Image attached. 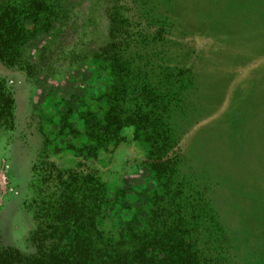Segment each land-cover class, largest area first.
<instances>
[{"label":"rangeland","instance_id":"374dc122","mask_svg":"<svg viewBox=\"0 0 264 264\" xmlns=\"http://www.w3.org/2000/svg\"><path fill=\"white\" fill-rule=\"evenodd\" d=\"M139 2L150 14L144 22L153 27V58H145L141 76L162 82L163 93H173L181 70L191 79L174 110V125L192 148L183 172L207 189L239 254L264 264V0H49L51 12L39 17L37 38L22 48L25 58L40 63L26 73L0 61V85L10 87L14 98L10 115L0 93L1 234L34 251L37 202L26 196L38 187L32 167L74 100L68 97L85 87L87 94L100 93L115 81L111 71L106 74L102 49L117 24L133 25L127 12L130 7L136 17ZM161 27L169 36L155 37ZM144 153L142 143L125 142L103 160L111 190L130 203L125 218L148 201L154 185ZM63 159L73 161L68 154Z\"/></svg>","mask_w":264,"mask_h":264},{"label":"trees","instance_id":"16d2710c","mask_svg":"<svg viewBox=\"0 0 264 264\" xmlns=\"http://www.w3.org/2000/svg\"><path fill=\"white\" fill-rule=\"evenodd\" d=\"M51 7L49 0H0L1 62L24 68L40 62L25 58L22 48L35 37L38 17L50 13ZM131 10L127 13L133 27L117 24L102 49L115 81L101 93L82 98L81 108L70 103L60 115L57 133L47 135L33 165L38 183V210L30 238L34 251H23L0 230V264H244L249 260L225 233L207 189L183 172L192 148L174 125V110L191 79L181 70L173 93L168 88L163 93L162 82L141 76L145 58H153L148 48L153 27L143 20L150 16L144 4L136 5L139 22ZM165 33L169 36L165 27L157 28L155 37L163 38ZM260 42L256 40V45ZM190 67L188 63V71ZM133 72L140 79L133 78ZM0 93L12 115L11 88L1 84ZM133 141L145 147L143 163L154 185L148 201L125 218L130 203L120 191L111 190L103 160ZM67 154L70 163L64 162Z\"/></svg>","mask_w":264,"mask_h":264},{"label":"flooded vegetation","instance_id":"af4514ba","mask_svg":"<svg viewBox=\"0 0 264 264\" xmlns=\"http://www.w3.org/2000/svg\"><path fill=\"white\" fill-rule=\"evenodd\" d=\"M46 13H47V12H46ZM46 13H44V14H46ZM41 15H43V14H41ZM41 15H40V16H41ZM48 15H49V14H48ZM40 16H39V17H40ZM39 17H38V19H39ZM56 18H58V15H56V16L54 17V19H56ZM38 19H37V21H36L35 26L33 27V28H34V31H35V27L38 25ZM35 33H36V31H35ZM35 38H37V33L35 34V37H34L33 39H35ZM33 39H31V40H33ZM31 40H30V41H31ZM30 41H29V42H30ZM54 41H55V38H54ZM23 47H24V46H23ZM45 48H46V51H47V50H48L47 47H45ZM43 49H44V48H43ZM46 51H45V52H46ZM42 52H43V51H41V53H42ZM45 52H44V53H45ZM36 60H38L37 57H33V58H32V61H36ZM39 61H40V60H39ZM39 63H40V62H38L37 64H39ZM37 64L28 63L27 65H25V68H24V67H21V66H20V67H21L26 73H31V72H32L31 70H33L34 66L37 65ZM84 65L86 66V63H85ZM106 65H107V63H106ZM81 67H84V66L82 65ZM109 71H110V69H109V67H108V65H107V71H106V74H107V72H109ZM65 72H66V71H65ZM107 87H108V86H107ZM107 87L105 86V88H103L102 90L106 89ZM86 88H87V87H85L83 90H82V89H79L78 92H74V93H72V94L68 97V98H71V99L74 98V100L71 101V104L73 103V106H75L79 101L82 102L81 99H82V98H85L87 95H89V94H90V95H92V94L96 95V94H97V92H96V93H89V94H87L86 91H85ZM101 92H102V91L100 90V93H101ZM68 108H69V107H68ZM68 108H67L66 110H68ZM78 108H81V107H77V109H78ZM66 110H65V111H66ZM65 111H64V112H65ZM58 124H60V123H58ZM58 124H57V127H58ZM32 172H33V174L36 176V174H35L34 171H33V167H32ZM17 187L19 188L20 185L17 184ZM37 191H38V187H37V189H36V193H33V195L35 194L34 196H33V195H30V193L26 194V196H28V197L30 198V201H32L33 198H34V201H35L36 196L38 195V194H37ZM28 197H27V198H28ZM32 202H33V201H32ZM9 203H11V204H12V207H13V206H15V205L17 204V201L15 200V198H11L10 201H9ZM4 208H5V207H4ZM7 209H8V208H7ZM7 209H6V210H7ZM3 210H4V209H3ZM3 210H2V211H3ZM6 210H5V211H6ZM8 210H9V209H8ZM3 221H4V220H3ZM3 221H2V222H3ZM2 222H1V223H2ZM34 223H35V222H34Z\"/></svg>","mask_w":264,"mask_h":264}]
</instances>
